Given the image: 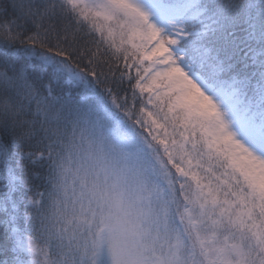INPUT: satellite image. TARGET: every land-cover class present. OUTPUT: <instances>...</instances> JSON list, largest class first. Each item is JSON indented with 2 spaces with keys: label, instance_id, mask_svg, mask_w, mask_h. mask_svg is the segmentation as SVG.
<instances>
[{
  "label": "snow or ice",
  "instance_id": "obj_1",
  "mask_svg": "<svg viewBox=\"0 0 264 264\" xmlns=\"http://www.w3.org/2000/svg\"><path fill=\"white\" fill-rule=\"evenodd\" d=\"M53 109L107 121L134 159L148 135L264 145V0H0V264H29Z\"/></svg>",
  "mask_w": 264,
  "mask_h": 264
},
{
  "label": "rangeland",
  "instance_id": "obj_2",
  "mask_svg": "<svg viewBox=\"0 0 264 264\" xmlns=\"http://www.w3.org/2000/svg\"><path fill=\"white\" fill-rule=\"evenodd\" d=\"M238 136L243 147L228 146L227 158L216 153L206 154L203 142L204 148L200 142L194 143L203 154L190 152L178 135L175 142L171 135L168 137L171 142L165 151L158 152L151 147L150 157L144 159V156L134 159L114 150L112 146L117 143L113 140L106 154H91L93 159L83 171L86 180L78 185L80 188L74 196V201H91L70 206L65 214V223L75 231L69 229L77 238L75 244H82L81 255L74 262L86 258L87 253L91 262L85 259L84 264H264V219L260 213L256 217H253L256 214L250 215V219L247 215L264 210L261 206H264V145L250 135L238 133ZM162 154L173 155L183 169L175 168L170 156L164 160ZM207 155L210 159L218 156L220 165H225L214 185L210 183L214 179L202 171L203 157L206 161ZM151 162L154 164L150 168L152 175L144 173L146 169L142 168ZM175 169L176 173H172ZM70 175L73 178L71 171ZM142 175L149 180L145 181ZM206 176L210 181H204ZM215 185L224 188L223 195L216 199L211 194ZM179 187H185L188 194L184 195L185 188ZM176 189L183 193L177 200L173 197ZM232 189L234 197L230 198ZM166 194L171 196L175 208H169L165 202ZM210 199L207 209L203 202ZM236 203L243 210L237 220L241 214L238 210L232 218L225 215L229 205L231 211ZM166 210L174 214L172 219L179 231L172 226ZM213 220H236L243 223V229L233 234L235 239L229 233L222 236L213 228L204 227L209 222L213 225ZM84 231L88 233L86 241L82 239ZM239 238L243 239L236 240ZM246 241L249 249L244 248ZM184 242L187 243L183 245ZM251 248L253 253L249 254ZM30 249L33 264L47 259L43 248L32 246Z\"/></svg>",
  "mask_w": 264,
  "mask_h": 264
},
{
  "label": "trees",
  "instance_id": "obj_3",
  "mask_svg": "<svg viewBox=\"0 0 264 264\" xmlns=\"http://www.w3.org/2000/svg\"><path fill=\"white\" fill-rule=\"evenodd\" d=\"M3 2L8 3V0H3ZM132 111L133 119H135V113L137 110L133 109ZM129 123H131V121H129ZM48 127L53 133L52 139L54 141L53 159L51 161L53 170L51 173L50 183L47 186H44L39 180L32 181L34 185L33 191L28 195L32 196L33 199L37 201V203L27 210L32 215V223L34 227L25 237V255L29 259V264H33V259L31 256L32 250L30 249V247L36 246L40 249L43 248L46 252V255L48 256L47 259L43 260L41 264H74L76 263L74 262V259L78 258L81 255L82 244H75L77 238L72 236L75 231L71 226H68L65 223L67 222L65 214L70 206H75L78 203L84 205L91 201H87L84 199L74 201V196L80 188L78 187V185L82 181L85 182L86 180V177H84L83 175V171L93 159L91 154L96 152V155L106 154L108 152V144L112 140L115 142V137L113 136V134L117 133L118 130H109V124L107 121H103L97 124L95 122L94 115L89 116L86 113L75 112H73L71 115H60L54 109L50 111V123L48 124ZM138 134L142 136L145 135L141 130H138ZM149 136L150 135L146 137V140L148 142H151L152 148L154 147V149L157 150V145ZM189 140L184 139L187 149L190 152L203 154V150H200L198 145H195L193 141L190 142ZM170 142L167 145L168 147L170 146ZM196 142H200L201 147L204 148L202 141L197 140ZM112 148L114 150L118 149L119 153L125 155V151L123 150V146L121 143L113 144ZM90 149H92L93 151L90 152ZM166 149L167 147L163 151H165ZM206 149V154L216 155L215 152L211 151L208 148ZM142 156H144L143 159L147 156L150 157L149 152ZM168 156H170L171 158V165L173 164L175 168L180 167L183 169V165L180 166V162L178 161V159H176L173 155ZM168 156L162 154V158H164V160H166ZM78 160H80V162ZM203 161L202 171L206 172L209 178L212 177L214 179L213 182H210L212 183V185H214L225 165H220L218 156H212L210 159V156L207 155L206 161L204 160V157ZM152 165L154 164L151 162L149 166L146 165V167L148 166V168H146L145 166L142 167L146 169L143 172L150 173L152 175V170L150 171ZM45 167L47 168V164L45 165ZM153 168L154 167H152V169ZM215 169L221 170L216 171ZM32 171H39V169H32ZM70 171L72 172L73 178H71ZM172 173H176V169L172 170ZM186 174H190V172H186ZM142 177L145 181L149 180V177L145 175H142ZM209 178L207 176L203 177L204 181H210ZM146 184L150 185L151 183ZM179 188L183 189L185 187ZM41 189H43L44 191L43 197L37 195V192ZM211 189V194L214 196V199L223 195V187H218L215 185ZM183 192L184 195L188 194V190L186 188L185 190L183 189ZM182 195L183 193H180L177 189L173 193V197L175 198V200L182 198ZM232 197H234L233 189L230 190V198ZM88 199L91 198L88 197ZM164 200L165 202H167L168 206H170L169 208H175L173 201L171 203V196L168 197V195L166 194ZM199 201H197L195 205H200ZM208 201L203 202L205 203L206 208L210 206L208 204H210V201H212V199ZM261 206L262 208H264L263 205ZM227 209L228 212H226L225 215H230V217L235 214V210H238L239 213H241L237 216L236 220L240 218L241 215H243V210H241L239 203H236V205H232L231 211H229L231 209V205H229ZM166 212L171 217L172 226L175 228V230L179 231L177 222L172 219V216H174V214L169 213L167 210ZM258 213H260V217L264 219L263 209H260V211L248 212L247 215L250 216L256 214L253 216L256 217L258 216ZM248 218L250 219L252 218V216ZM262 219L259 220L263 223ZM236 220H217L216 222L213 220V225L209 222V225H205L204 227H211L214 230L218 231L222 236H224L223 234H225L226 236L229 233L228 235L235 239L233 237V234L238 233L240 229H243V223H238ZM223 224L225 226L222 227ZM69 229H73V233L72 231L70 232ZM84 236L85 238L82 239L86 241V237H88V233L86 231H84ZM243 238H239L236 240H240ZM186 243L187 242H184L183 245H185ZM244 248H250L248 245V241L244 243ZM251 253H253L252 248L249 250V254ZM85 257L86 258L81 259L80 262H77L76 264H84L85 259L91 262V258H87V253L85 254Z\"/></svg>",
  "mask_w": 264,
  "mask_h": 264
}]
</instances>
